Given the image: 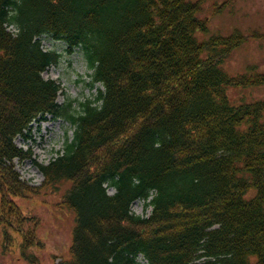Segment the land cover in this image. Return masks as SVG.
<instances>
[{
  "label": "trees",
  "instance_id": "16d2710c",
  "mask_svg": "<svg viewBox=\"0 0 264 264\" xmlns=\"http://www.w3.org/2000/svg\"><path fill=\"white\" fill-rule=\"evenodd\" d=\"M200 10L201 0H0L5 249L19 239L36 260L26 250L44 246L40 215L16 199L71 182L62 203L76 223L70 257L57 264H136L140 254L150 264H264V100L227 95L229 85L264 84V73H227L222 64L248 35L200 42ZM44 34L81 47L104 86L80 111L58 103L61 84L43 76L61 56L44 49ZM49 114L75 131L32 186L15 167L31 157L15 138ZM137 199L152 205L149 216L132 211Z\"/></svg>",
  "mask_w": 264,
  "mask_h": 264
},
{
  "label": "rangeland",
  "instance_id": "374dc122",
  "mask_svg": "<svg viewBox=\"0 0 264 264\" xmlns=\"http://www.w3.org/2000/svg\"><path fill=\"white\" fill-rule=\"evenodd\" d=\"M198 16L207 22L208 27L207 30L196 31L195 36L200 42L216 36H227L236 30L249 36L222 64L226 72L235 76L255 65L259 72L264 73V0H201ZM41 42L45 49L61 54L59 61L43 73L44 77L60 82L62 90L57 101L61 104L71 102V109L80 111L83 102L96 100L104 87L94 82V69L89 66L83 49L76 47L68 51L64 40L55 39L50 34L42 35ZM227 95L233 104L264 100V84L229 85ZM74 131L75 126L63 116L49 115L46 120L34 121L28 131L29 137L18 136L15 139L17 145L29 151L32 156L21 161L14 160L21 179L32 186L42 185L44 174L38 164L46 165L58 157L64 151L66 141L73 138ZM69 187V182H63L58 192L43 189L40 194L16 199L23 212L35 211L41 215L38 235L44 248H29L38 256L37 261L29 262L22 256L19 239L7 251L3 249L4 232L1 229L0 264H56L69 257L75 212L60 204ZM114 191L113 187H109L110 193ZM256 194V188L252 187L245 198L252 199ZM132 210L136 214L148 216L152 206L138 199L133 203ZM136 264L149 263L139 255Z\"/></svg>",
  "mask_w": 264,
  "mask_h": 264
}]
</instances>
